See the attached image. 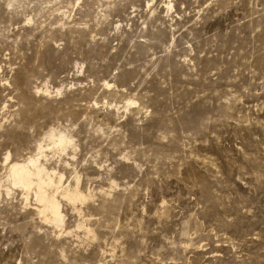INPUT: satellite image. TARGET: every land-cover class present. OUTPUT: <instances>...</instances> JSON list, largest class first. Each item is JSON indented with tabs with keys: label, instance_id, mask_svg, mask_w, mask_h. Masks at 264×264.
<instances>
[{
	"label": "rangeland",
	"instance_id": "rangeland-1",
	"mask_svg": "<svg viewBox=\"0 0 264 264\" xmlns=\"http://www.w3.org/2000/svg\"><path fill=\"white\" fill-rule=\"evenodd\" d=\"M0 264H264V0H0Z\"/></svg>",
	"mask_w": 264,
	"mask_h": 264
},
{
	"label": "bare ground",
	"instance_id": "bare-ground-1",
	"mask_svg": "<svg viewBox=\"0 0 264 264\" xmlns=\"http://www.w3.org/2000/svg\"><path fill=\"white\" fill-rule=\"evenodd\" d=\"M51 139L53 145L57 148L63 150L67 148L66 146L70 143L68 138L59 134L54 136V134L48 136ZM51 143V144H52ZM41 148H39L40 150ZM42 151V150H41ZM42 155V154H41ZM39 157L28 158L25 162H12L9 166V179L12 184L20 186L23 189H29L34 185L35 192L34 195L40 203H42V210L48 211L51 215V219L54 223H58L61 219V214L59 211L58 201L52 195H48L45 188L54 186L56 182L50 177L49 173L46 171L39 161ZM60 176L57 183L59 184ZM62 195L68 199L76 200L81 198V195L76 189L64 190Z\"/></svg>",
	"mask_w": 264,
	"mask_h": 264
}]
</instances>
